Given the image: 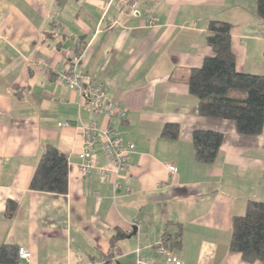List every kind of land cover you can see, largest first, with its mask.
<instances>
[{
    "label": "crops",
    "instance_id": "1",
    "mask_svg": "<svg viewBox=\"0 0 264 264\" xmlns=\"http://www.w3.org/2000/svg\"><path fill=\"white\" fill-rule=\"evenodd\" d=\"M120 1L0 0V247H24L29 264H166L155 245L178 233L169 251L182 264H262L229 242L233 218L264 202V128L244 137L231 121L199 116L186 85L211 55L210 21L231 26L236 70L264 75L255 0H144L137 15L121 13ZM73 52L76 70L96 76L124 120L81 109L57 82ZM91 121L134 144L128 173L80 177L77 128ZM167 124L179 126L178 139L161 136ZM196 130L223 134L212 164L194 159ZM47 145L67 156L65 195L29 189ZM96 165L109 168L99 149Z\"/></svg>",
    "mask_w": 264,
    "mask_h": 264
},
{
    "label": "trees",
    "instance_id": "2",
    "mask_svg": "<svg viewBox=\"0 0 264 264\" xmlns=\"http://www.w3.org/2000/svg\"><path fill=\"white\" fill-rule=\"evenodd\" d=\"M256 14L264 21V0H255ZM231 26L210 21L207 26V45L211 55L199 68L191 69L186 85L189 94L197 99V113L209 119L227 120L235 125L237 134L260 136L264 128V75L240 73L236 70L231 50ZM161 136L170 140L179 137V126L167 124ZM194 159L212 164L219 153L223 134L196 130L191 135ZM29 189L35 192L65 195L68 191L67 156L52 145L45 146ZM12 203L7 204L11 208ZM10 212V210H9ZM8 217L12 214L7 213ZM161 245L171 250L180 244V234L163 235ZM229 250L247 263L264 264V202L248 201L243 216L232 220ZM18 247H0V264H17Z\"/></svg>",
    "mask_w": 264,
    "mask_h": 264
},
{
    "label": "built area",
    "instance_id": "3",
    "mask_svg": "<svg viewBox=\"0 0 264 264\" xmlns=\"http://www.w3.org/2000/svg\"><path fill=\"white\" fill-rule=\"evenodd\" d=\"M114 1V0H111ZM144 0H121V13L126 11L129 14H138L140 4ZM154 19L149 23L152 26ZM75 58L72 71L61 74L57 77V82L62 86L76 92L81 99V109L93 115L102 114L108 121L112 119H125V113L118 109L111 101L109 93L103 89L96 76L92 73L78 72L76 66L79 58L72 53ZM59 127H69L70 123L58 124ZM81 139V151L78 153V173L81 178H86L88 174L95 172L101 181L109 178H116L128 173L129 157L134 152L135 146L130 141L122 138L117 131L112 128H100L95 121L80 123L78 126ZM97 149L108 161L109 168L98 167L96 165ZM170 175H176L177 169L172 163L166 165ZM156 252L165 257L166 264H182V262L161 243L155 245ZM32 254L24 247H18V260L22 264H29ZM144 258L139 257L137 264H145Z\"/></svg>",
    "mask_w": 264,
    "mask_h": 264
}]
</instances>
